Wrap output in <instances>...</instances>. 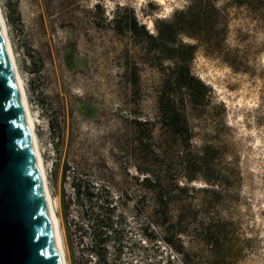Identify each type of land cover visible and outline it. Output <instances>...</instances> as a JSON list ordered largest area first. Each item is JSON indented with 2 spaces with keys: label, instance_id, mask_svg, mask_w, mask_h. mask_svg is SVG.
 I'll return each mask as SVG.
<instances>
[{
  "label": "rangeland",
  "instance_id": "rangeland-1",
  "mask_svg": "<svg viewBox=\"0 0 264 264\" xmlns=\"http://www.w3.org/2000/svg\"><path fill=\"white\" fill-rule=\"evenodd\" d=\"M95 2L109 17L116 4L129 5L146 26L153 17L168 16L184 3L0 0L30 107L37 116L36 133L51 191L59 202L70 262L184 264L180 254L163 242L153 194L136 168L141 151L133 119L154 115L153 84L158 74L142 61L145 51L133 37H121L109 26L93 23L90 10ZM261 2L255 8H230L223 48L235 58L236 69L201 48L191 62L192 72L210 87L212 97V104L204 106V121L193 120L197 136L192 142L195 147L211 145L209 154L218 174L228 178L207 184L202 169L189 183L196 190L182 193L184 199L171 209L169 223L186 213L180 224L184 231L174 238L183 245L190 264H264ZM134 62L140 68L139 91L124 78L126 65ZM174 153L179 160L182 154ZM232 169L237 177L228 176ZM177 179L185 183L183 176ZM219 219L228 225L214 249L204 240L203 228Z\"/></svg>",
  "mask_w": 264,
  "mask_h": 264
},
{
  "label": "trees",
  "instance_id": "trees-1",
  "mask_svg": "<svg viewBox=\"0 0 264 264\" xmlns=\"http://www.w3.org/2000/svg\"><path fill=\"white\" fill-rule=\"evenodd\" d=\"M61 1L67 5L78 2ZM181 1L184 2L182 7L173 8L168 16L153 17V30L126 4H116L110 17L105 15L100 2H95L90 12L94 15L92 20L96 26H109L121 37H133L145 51L141 56L142 61L147 62L158 74V79L153 84L154 115L150 119H133L141 151V163L136 168L143 175L142 184L153 194L154 217L160 218L157 225L162 228L163 242L180 254L184 264H190L183 245L177 244L174 238L184 231L180 224L183 222L182 218H186V213H179L175 216L179 219L175 223H169L168 219L173 218L171 209L184 199L182 193L196 190L189 183L202 169L205 171L203 179L207 184H218L223 177L228 178L218 174L220 172L209 154L212 146L204 144L195 147L192 142L197 136L193 120L204 121V106L212 104V97L210 87L192 72L191 62L201 48L205 54L219 56L236 69L235 58L232 59L223 48L230 8H255L261 5L262 0ZM148 5H153V2L149 1ZM142 14L146 15V11ZM139 71L135 62L130 67L126 65L124 71L125 80L135 91L141 89ZM218 106L223 108V104ZM174 152L182 154L179 160L175 159ZM227 174L238 176L234 169ZM179 175L185 179L184 184H179ZM226 225L228 222L219 219L213 226L203 228L204 240L214 249L219 247ZM168 230H172L173 234H168ZM219 259L223 260L221 257Z\"/></svg>",
  "mask_w": 264,
  "mask_h": 264
},
{
  "label": "water",
  "instance_id": "water-1",
  "mask_svg": "<svg viewBox=\"0 0 264 264\" xmlns=\"http://www.w3.org/2000/svg\"><path fill=\"white\" fill-rule=\"evenodd\" d=\"M0 264H61L0 24Z\"/></svg>",
  "mask_w": 264,
  "mask_h": 264
},
{
  "label": "bare ground",
  "instance_id": "bare-ground-1",
  "mask_svg": "<svg viewBox=\"0 0 264 264\" xmlns=\"http://www.w3.org/2000/svg\"><path fill=\"white\" fill-rule=\"evenodd\" d=\"M0 24L2 27V32L7 48V52L12 64V68L16 77V82L18 85V89L20 91L21 99L23 102L24 112L27 118V122L29 125V132L32 139L33 149L35 153V158L37 162V166L40 172L42 186L44 190V194L46 197V202L49 210V214L52 220L54 234L57 242L58 251L61 258V264H71L69 257V247L67 242V237L65 233V228L63 224V220L61 218V212L59 208V202L56 200L53 195L48 179V172L44 163L43 154L41 150V145L39 144V140L36 133V122L37 116H35V112L31 110L29 98L27 95L26 85L22 74L19 69V65L17 63V59L15 56V51L13 49V45L11 43V39L9 36L8 26L6 22V18L3 14L1 3H0ZM149 28L152 26V22L148 23Z\"/></svg>",
  "mask_w": 264,
  "mask_h": 264
}]
</instances>
